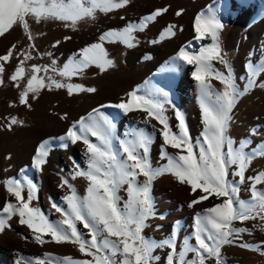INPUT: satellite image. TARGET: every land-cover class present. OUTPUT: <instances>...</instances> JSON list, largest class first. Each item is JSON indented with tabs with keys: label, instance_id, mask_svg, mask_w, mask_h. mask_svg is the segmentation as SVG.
<instances>
[{
	"label": "snow or ice",
	"instance_id": "obj_1",
	"mask_svg": "<svg viewBox=\"0 0 264 264\" xmlns=\"http://www.w3.org/2000/svg\"><path fill=\"white\" fill-rule=\"evenodd\" d=\"M129 3L130 0H0V37L19 25L27 39L33 41L35 37L30 29L29 18L36 23L59 20L65 22L66 27L75 29L81 20L95 19L97 11L107 14L123 9ZM167 11V7L155 9L143 17L139 24L129 23L119 31L109 30L103 33L99 40H107L109 43L121 42L129 48L135 47L134 33L144 31L151 22L157 21ZM182 11H177L176 15L180 16ZM176 27L174 24L168 25L161 33L160 39L175 36ZM193 27L197 41L210 42L197 53L182 47L173 59L194 66L191 75L198 85L204 124L202 142L198 145L199 151H195L196 146L192 143L181 111H175L178 131H173L170 126L165 112L166 105L172 102L168 99L167 92L158 90L145 96L131 92L127 102L112 107L122 110L125 114L140 110L146 114V120H155L161 126L160 135L164 144L177 149L176 155L163 151L161 156L167 160V164L153 167L149 160L152 138L142 130L130 133L131 139L120 141L119 149H116L113 143L116 128L114 122L99 109H93L87 117L75 121L64 135L54 138L62 142L60 146L63 148H67L69 143L74 145L77 142L86 146L87 170H77L72 178L83 177L87 180V194L78 196L69 181L62 178L60 187L67 186L70 190V194L63 197L67 209L53 202L51 207L62 217L53 222L39 208L32 206L37 191V185L32 180L26 175L23 176V182L18 178H8L3 183L7 193L14 200H5L0 208V234L10 229L9 221L17 217L21 225H26L34 233L37 243L49 242L44 239L47 236L51 242L57 244H75L80 253L91 257L81 260L65 257L60 264H153L157 259L153 255L154 249L163 245H167L171 250L167 264H207L209 260H213L214 264H223L222 247L234 243L241 232L251 234L247 228L233 227L234 222L258 220L260 223L257 227L264 232V187H258L264 186V172L254 176L246 175L252 161L257 156L264 157V148L258 152H250L247 151L245 143L240 142L237 146L228 136L231 113L238 99L257 85L258 78L264 74V63L247 64V83L241 89L222 54L220 39L224 24L218 10L210 7L206 12L198 13L194 18ZM30 47L35 48V45L31 44ZM15 51L16 45H12L6 54L0 55V61L9 62L14 58ZM20 55L23 59L9 79L20 89L19 104L29 109L30 94L31 98L35 99L44 89H65L69 96L82 92L94 93V87L67 81L81 75L93 65L101 71L115 67L103 43H94L80 49L75 57L60 68L57 67L55 59L47 66L32 64L27 75L25 62L31 60L32 55L27 51L21 52ZM217 63L228 71L217 69ZM179 67L180 64L176 63L170 65L173 70ZM4 72V64L0 63V85L5 83ZM41 72L45 75H38ZM49 72L65 79H56L55 75L48 76ZM213 80L218 81L222 87L216 88L212 84ZM66 118L65 113L61 119ZM23 124L24 121L16 117H6L5 122L0 123V128L11 131L13 126ZM90 137H94L99 143L93 142ZM51 150L50 140L40 143L35 150L31 166L42 171ZM23 171L22 169L21 172ZM166 173L176 177L180 183L190 185L193 193H196L197 189L203 193L193 199L189 207L208 199L209 196L222 198L221 203L205 209L204 215H197L195 243H186L179 252L174 240L158 245L142 235L146 227L145 222L155 215L150 194L152 182ZM230 176H235L238 180H230ZM140 177L144 179L140 180ZM246 180L252 181L248 200L239 196L240 185ZM122 189L128 195L123 207L119 195ZM78 225L88 230V239L84 237ZM241 247L260 251L264 250V242L259 245L245 243ZM188 253H192L195 259L187 260ZM35 264H53V261L36 258Z\"/></svg>",
	"mask_w": 264,
	"mask_h": 264
},
{
	"label": "rangeland",
	"instance_id": "obj_2",
	"mask_svg": "<svg viewBox=\"0 0 264 264\" xmlns=\"http://www.w3.org/2000/svg\"><path fill=\"white\" fill-rule=\"evenodd\" d=\"M217 2L218 0H130V3L123 9H118L107 14L97 11L95 19L86 18L81 20L75 29L66 27L65 22L59 20H46L36 23L29 18L30 29L35 37L33 41L27 39L22 27L19 25L14 26L4 36L0 37V55L6 54L12 45H16L14 58L9 62L0 61L5 67L3 74L5 83L4 85H0V123H4L6 117H16L24 121L23 126H13L11 131L0 128V208H2L5 202V200L2 202L1 192L2 189H5L4 180L14 178L22 169L29 170L31 176L36 173L37 170L31 165L35 150L40 143L45 140H50L52 143L51 151L55 150L57 152L58 150H63L60 146L61 141L54 138L64 135L67 128L72 126L81 117H87L88 113L92 112L93 109H99L100 112L110 117L114 122L116 113L112 115L109 112L115 109L112 105L121 103V100L124 98H126L124 102H127L130 99L129 94L134 91L141 96H145L148 93H155L158 90L167 92L168 99L172 102L170 105H166L165 112L169 118L170 126L173 131H178V126L174 123L175 111H181L189 129V136L192 143L196 146L195 151L198 152V145L202 142V134L204 131V124L200 126L202 116L197 117L199 123L195 127L191 126L187 112L183 107V102L179 98L174 100L172 94L169 93L172 89L169 85L170 82L167 83L168 86L164 88L160 87L157 91L148 90V83L150 81H148V77L145 78L143 76V73H146L156 66H147V63L154 58L153 48L173 40L176 42L182 40L175 48V53H177L183 46L185 48L188 44L193 43L195 41L194 31L190 32L192 34L187 38H183L184 34L189 32V28H187L189 22L185 18L191 17L190 19L192 20L196 12L194 11L195 9L200 8V12H202L208 10L210 7L214 8ZM164 7H167L168 11L159 17L157 21L151 22L144 31L134 33L136 36L134 42L135 47L129 48L121 42L109 43L107 40L103 42L99 40V37L103 33L109 30H122L129 23L139 24L141 19L153 10ZM180 10L183 11L180 16H177L176 12ZM222 23L224 24L220 39L222 54L228 61L233 78L240 88L243 89L247 83V71H245V77L242 78L240 75L239 78H236L233 71L237 62L241 60L244 64L245 62L247 64L249 62L255 63L261 56L257 58V55L249 50L250 57L247 54L245 45L243 46L242 41L238 40L239 37L237 36L236 40L232 37L235 25L234 21L224 20ZM170 24L177 26L175 36L161 40V33ZM248 28L246 27L244 30ZM66 37H70V39H65ZM243 37L244 35L240 34V38L243 39ZM153 40H158L159 42L152 43ZM57 41H59V44H57ZM94 43H103L109 58L114 61L115 67L109 68L107 71H101L93 65L81 75L74 76L67 82L79 83L85 87H94L96 92L74 93L72 96H69L65 89H44L35 99H32L30 94V109L19 104L20 89L14 86L9 77L14 73L20 60L23 59V56L20 55L21 52L27 51L32 55V59L25 62L27 75L30 72V66L32 64L47 66L53 59L56 60L57 67L60 68L64 63H67L75 57L80 52V49ZM31 44H34L35 48L30 47ZM162 65L157 67L161 68ZM38 75L43 76L45 73L41 72ZM47 75H55L56 79H65L52 72L47 73ZM140 76L141 81L138 80ZM260 82L259 77L257 85L245 92L238 99L231 113L232 119L228 131V136L235 145L238 146L240 142H243L247 145V151L250 152H258L264 148V107L259 109L257 105L252 106L253 100L258 101L259 98L261 99L260 94L257 93L256 95L255 93V89ZM115 87L117 89H123L120 94L117 93ZM221 87L219 85L218 89ZM253 95L255 96L251 100H248ZM248 103L250 106L247 105L246 107ZM65 113L67 114V118L61 119ZM53 127L59 129L62 127L65 128L62 134L48 135L43 138L39 137L41 134L51 131ZM139 129L142 130L141 128L137 130ZM151 138L152 142L150 147L155 145L154 138ZM90 139L95 143H99L94 137ZM117 141L118 138L115 136L113 143L115 148L119 149ZM82 146L85 147L83 143ZM166 152L174 156L178 150L169 146ZM82 159V154L77 156L72 155L69 158L62 159L60 162L57 161L54 165L51 164V167L48 169V175L51 177L48 176L49 178H44L42 182L36 184L37 191L32 201V206L39 208L49 220L55 222L62 219L60 213H57L51 207L53 202L67 209V204L63 197L70 194L69 188L67 186H55L57 184L59 185V182H62V178L67 179L69 184L75 188L77 195L80 196L75 186L76 178L73 179L72 177L77 170H85ZM149 160L153 167H162L167 164V160L162 158L161 154H150ZM260 172H264V157L257 156L252 161L246 175L254 176ZM157 179L163 182H169L171 186L168 188V191L156 192L154 184ZM50 180H52V184ZM230 180L236 181L238 178L230 176ZM85 181L87 180L85 179ZM251 183L252 181L246 180L243 185H240V198L244 200L249 199V186ZM181 185L184 184L180 183L173 175L167 173L157 177L152 182L150 194L155 215L145 222L146 227L142 232V235L146 239L158 245H163V242L168 240H174L177 252L181 251L186 243H195L194 234L197 215H204L205 209L222 202V198L217 199L214 196H209L208 199L203 201L204 203L201 201L202 204L198 203L189 207L191 201L196 199L197 196L187 193L184 194L185 196H178L175 192L178 186ZM188 186L190 187V185ZM197 192L201 193L199 189H197ZM126 193L125 190L119 193L121 207H123V204L128 199ZM191 193L193 192L191 191ZM24 195L25 197L27 196V187H25ZM9 222L14 224H11V228L4 233L3 248L0 250V264H11L13 260L11 255L13 252L12 243L16 240L37 245L40 253L45 252L50 254V256H47L46 261L51 259L53 264H60L65 257H72L76 260L91 259V257H86L80 253L78 246L72 243L57 244L51 242L50 237H44L49 242L44 244L37 243L34 233L26 225H21L16 217L12 218ZM259 223L258 220H249L243 223L234 222L233 227L247 228L251 234L249 232H241L235 238L234 243L222 247L223 264H264V250L253 251L241 247L245 243L259 245L264 242V232L260 231L259 227H257ZM78 228L84 237L88 239V230L84 229L82 225H78ZM170 251L167 245L155 248L153 255L157 259L153 261V264H167V257ZM186 259L192 261L195 257L192 253H188ZM207 264H214V261L209 260Z\"/></svg>",
	"mask_w": 264,
	"mask_h": 264
},
{
	"label": "bare ground",
	"instance_id": "obj_3",
	"mask_svg": "<svg viewBox=\"0 0 264 264\" xmlns=\"http://www.w3.org/2000/svg\"><path fill=\"white\" fill-rule=\"evenodd\" d=\"M214 8L218 10L221 21H224V20L234 21L235 25H234V31L232 33V37L235 40L237 39V36L239 37L238 40L242 41L241 43L243 44V46L245 45L246 47L245 49H247V54L249 55V50H250L255 55H257V58L258 56H261L260 58H258V60L255 61V63L257 64L264 63V0H218ZM194 11L196 12L193 18H195L196 14L201 13L200 8L195 9ZM204 11L206 12L207 10H204ZM190 18L191 17L185 18L186 21L189 22V24L187 25V28H189V32H186L183 38H187L188 36L192 34L190 32L194 31V27H193L194 19L191 20ZM246 27H249V28L247 30H244ZM240 34L244 35L243 39L240 38ZM181 41L182 40H179L178 42H176L173 40L169 43L157 46L156 48H153V49L151 48L154 51L153 52L154 58L151 59L147 63V66H150V65H156V66L153 67V69L147 71L146 73H143L144 74L143 76H145V78L148 77V81H150L148 83V90L157 91L160 87L164 88L165 86H168L167 83L170 82L169 85L171 86L172 89L169 91V93L172 94L174 100H177V98H179L183 102V107L185 111L187 112L190 125L195 127L199 123V119H197V117L202 116V111L200 107V94H199L198 85L194 81L191 75V72L194 70V66L185 65V64H182V62L174 61L173 59L177 54L175 53V48L178 46V44ZM209 42L210 41L208 40L197 41L195 39L193 43L188 44L187 46L185 45L186 46L185 50L192 52V53H197L203 47V45ZM249 56L251 57V54ZM173 63L180 64V67L175 70L171 69L170 65H172ZM161 64H163L161 68L157 67ZM246 66H247V62H245L244 64L242 63L241 60H239L233 71L234 76L236 78H239L240 75L242 76V78L245 77V71H247ZM216 67L217 69L221 71L227 72V68H225L223 65H220L217 63ZM140 78L141 76L139 77L138 80H140ZM260 80L261 82L258 84L257 88L255 89L256 90L255 93L256 95L257 93L260 94L259 96L261 97V99L259 98L258 101L257 100L252 101V104H253L252 106L257 105L259 109L264 107V74L260 76ZM212 84L216 88H218L220 85L219 82L215 80L212 81ZM115 89L117 90V93L119 94L121 93V90H123L122 88L117 89L116 87ZM254 96L255 95L251 96V98H249L248 100H251ZM124 99L126 101V98ZM124 99H122L121 101L124 102ZM248 100H245V101H248ZM247 105L250 106L249 103L246 104V107ZM109 112L112 115L116 113V116L114 117V124L116 126L115 136H117L118 138V141H117L118 145L120 141L131 139V136L129 134L136 132L138 128H141L144 133L150 135L155 140V145L150 147L149 155L150 154L152 155L161 154L163 151H167L169 149V146L164 144L163 138L160 135L161 126L158 125V123L155 120H146V114L144 112L140 110H136V111L125 114L122 110L116 109V108ZM174 123L176 126H178V122L176 118L174 119ZM201 125H203L202 122H200V126ZM64 128L65 127H62L61 129H59L57 127H53L51 131L41 134L39 137L43 138L48 135H55V134L58 135L60 133L62 134V131L64 130ZM80 154H82V158H83L82 159L83 167L85 168V170H87L88 155L86 153V146L83 147L82 143L77 142L74 145L69 143L68 147L63 148V150H58L57 152L55 150L51 151L47 159V163L43 166L42 171L37 170L36 173L34 175L32 174L33 176H31V173L29 172V170L24 169L23 172H19L18 174H16L14 178L21 179L23 182V176L26 175L30 180H32L33 183L39 184V182H42L44 178L47 179L51 177L50 175H48L49 174L48 169L51 167V164L54 165V163H56L57 161L60 162L64 158H67V157L69 158V156H72V155L77 156ZM143 179H144L143 177H140V180H143ZM158 179L154 184V188L156 192L157 191L158 192L168 191V188L171 186L169 182H163ZM50 182L52 184V180H50ZM60 184L61 183L59 182V185L57 184L55 186L60 187ZM75 186H76L77 191L79 192L80 197H83L87 194L86 189L88 186V182L85 181L83 177H76ZM123 190L124 189H122L120 192H122ZM1 192H2V202L3 200H14V198L10 197V195L7 193L6 188L2 189ZM175 193H177L178 196H185L184 195L185 193L194 195L197 197L199 195H202V193H199V192H196V194L191 193L190 187L187 184L178 186ZM203 201L202 203H204ZM9 223L14 224L11 222ZM7 230L8 229H6L5 232ZM4 233L0 234V250H2L3 248L2 243L4 239ZM12 250L13 252L11 255H12L13 260L11 264H27V263L35 264L36 258H41V259H44L45 261L47 258V256L45 255L47 253L45 252L40 253L39 247L37 245L29 243V242H23L21 240L13 241Z\"/></svg>",
	"mask_w": 264,
	"mask_h": 264
}]
</instances>
